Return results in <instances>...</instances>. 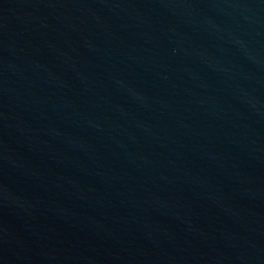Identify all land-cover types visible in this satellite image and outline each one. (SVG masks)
Here are the masks:
<instances>
[{
    "label": "water",
    "instance_id": "water-1",
    "mask_svg": "<svg viewBox=\"0 0 264 264\" xmlns=\"http://www.w3.org/2000/svg\"><path fill=\"white\" fill-rule=\"evenodd\" d=\"M0 264H264V0H0Z\"/></svg>",
    "mask_w": 264,
    "mask_h": 264
}]
</instances>
